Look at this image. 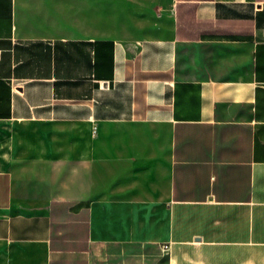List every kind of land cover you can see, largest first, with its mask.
Here are the masks:
<instances>
[{
	"label": "crops",
	"instance_id": "1",
	"mask_svg": "<svg viewBox=\"0 0 264 264\" xmlns=\"http://www.w3.org/2000/svg\"><path fill=\"white\" fill-rule=\"evenodd\" d=\"M0 264H264V0H0Z\"/></svg>",
	"mask_w": 264,
	"mask_h": 264
},
{
	"label": "rangeland",
	"instance_id": "2",
	"mask_svg": "<svg viewBox=\"0 0 264 264\" xmlns=\"http://www.w3.org/2000/svg\"><path fill=\"white\" fill-rule=\"evenodd\" d=\"M11 129L13 133H16L18 136L19 135H24V136H30V135H35V133L39 130H41V126H38L36 124H24V123H13L11 126Z\"/></svg>",
	"mask_w": 264,
	"mask_h": 264
},
{
	"label": "built area",
	"instance_id": "3",
	"mask_svg": "<svg viewBox=\"0 0 264 264\" xmlns=\"http://www.w3.org/2000/svg\"><path fill=\"white\" fill-rule=\"evenodd\" d=\"M166 249H167V245L164 244V245H163V250H166Z\"/></svg>",
	"mask_w": 264,
	"mask_h": 264
}]
</instances>
